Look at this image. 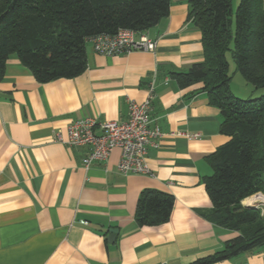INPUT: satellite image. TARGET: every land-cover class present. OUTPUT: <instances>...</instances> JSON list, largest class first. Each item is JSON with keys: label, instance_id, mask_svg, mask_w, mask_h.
I'll list each match as a JSON object with an SVG mask.
<instances>
[{"label": "crops", "instance_id": "obj_1", "mask_svg": "<svg viewBox=\"0 0 264 264\" xmlns=\"http://www.w3.org/2000/svg\"><path fill=\"white\" fill-rule=\"evenodd\" d=\"M188 14V0H172L170 15L145 31L158 43L154 53L105 57L87 41V68L73 79L41 84L16 56L8 60L0 81V264H192L238 235L205 215L213 208L210 157L227 142L220 111L174 78L204 60ZM152 84L149 117L162 137L148 152L151 175L120 173L118 149L85 168L87 147L56 142L80 119L127 121V101L144 102ZM145 191L174 198L167 223L137 224ZM263 256L264 245L214 264H262Z\"/></svg>", "mask_w": 264, "mask_h": 264}, {"label": "trees", "instance_id": "obj_2", "mask_svg": "<svg viewBox=\"0 0 264 264\" xmlns=\"http://www.w3.org/2000/svg\"><path fill=\"white\" fill-rule=\"evenodd\" d=\"M188 0L191 20L202 35L204 60L175 73L181 89L205 93L221 114L227 138L211 157L205 185L213 208L206 217L238 234L223 251L192 264H214L264 245L261 210L243 205L264 195V92L240 99L231 90L227 55L254 91L264 89V0ZM172 0H0V81L16 56L38 83L73 79L87 68L86 42L120 29L145 32L170 15ZM264 91V90H261ZM171 195L145 191L135 220L141 227L169 221Z\"/></svg>", "mask_w": 264, "mask_h": 264}, {"label": "built area", "instance_id": "obj_3", "mask_svg": "<svg viewBox=\"0 0 264 264\" xmlns=\"http://www.w3.org/2000/svg\"><path fill=\"white\" fill-rule=\"evenodd\" d=\"M95 53L113 57L132 52L154 53L158 47L155 40L145 32L131 29H120L116 34H99L88 40ZM154 99V85L149 89L146 100L137 103L128 100V120L125 122H99L95 118H84L75 121L67 128V139L59 131L56 142L69 147H87L88 155L83 159V166L89 168L94 162L106 161L116 149L121 151L118 171L123 175H151L147 165L150 148L158 147L162 137L161 130L151 126L150 108ZM196 138L197 136H192ZM258 195V194H257ZM254 197L252 204L261 210L264 217V203L261 196ZM264 264V256L263 262Z\"/></svg>", "mask_w": 264, "mask_h": 264}, {"label": "rangeland", "instance_id": "obj_4", "mask_svg": "<svg viewBox=\"0 0 264 264\" xmlns=\"http://www.w3.org/2000/svg\"><path fill=\"white\" fill-rule=\"evenodd\" d=\"M232 1H233L232 2V4H233L232 8H233V11L235 13L237 8H238V5H239V0H232ZM229 60H230V53H228V62H229ZM231 63L229 62V64H231ZM233 64L234 63H232V67H231V69L229 71L231 76L234 73V70L232 69L233 68ZM234 69H235V67H234ZM241 83L248 84V83L245 82V80L239 74L237 75L236 79L234 81H232V83H231V89L234 91V94L236 95L237 98H240V99H250V98L251 99H255V98L260 97L263 94V92L261 90H264V89H261L259 91H254V89H249L248 90ZM248 86H249V88H253L250 84H248ZM251 90H253V91H251ZM263 178H264V175H263ZM258 195H255V196L251 197V201L249 203H247V205L252 203L254 201L253 200L254 197H256ZM261 196H262L261 197V202L264 203V195H261ZM262 218H264V217H262Z\"/></svg>", "mask_w": 264, "mask_h": 264}, {"label": "water", "instance_id": "obj_5", "mask_svg": "<svg viewBox=\"0 0 264 264\" xmlns=\"http://www.w3.org/2000/svg\"><path fill=\"white\" fill-rule=\"evenodd\" d=\"M248 207L255 208V209L258 208V206L256 204H252V203H250L248 205ZM110 232L112 235L109 237V241L113 242L116 239V234L118 233V231L117 230H111Z\"/></svg>", "mask_w": 264, "mask_h": 264}, {"label": "bare ground", "instance_id": "obj_6", "mask_svg": "<svg viewBox=\"0 0 264 264\" xmlns=\"http://www.w3.org/2000/svg\"><path fill=\"white\" fill-rule=\"evenodd\" d=\"M254 200V199H253ZM251 201V198L245 200V204L249 203Z\"/></svg>", "mask_w": 264, "mask_h": 264}]
</instances>
